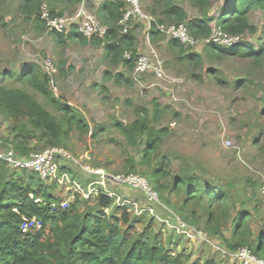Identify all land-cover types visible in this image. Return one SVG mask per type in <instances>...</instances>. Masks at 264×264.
I'll return each instance as SVG.
<instances>
[{
	"label": "trees",
	"instance_id": "1",
	"mask_svg": "<svg viewBox=\"0 0 264 264\" xmlns=\"http://www.w3.org/2000/svg\"><path fill=\"white\" fill-rule=\"evenodd\" d=\"M44 1L48 2L53 16H62L66 10H74L83 2L22 0L25 18L41 31L46 29L45 22L39 17ZM186 1L202 12V18H188L182 7ZM215 1H153L158 12L156 14L152 9V14L161 19L152 23L150 39L166 43V49L176 62L191 70L193 80L199 79L195 73L206 59H236L252 61L255 65L264 60V23L260 29L252 20L255 13L261 14L264 20V0H223L214 16L209 11ZM59 6L62 8L57 11ZM125 8L121 0L101 3L97 13L102 24L109 28L104 38L86 37L74 26L67 31L50 33L59 45L77 41L82 45L103 47L109 67L121 70L114 76L115 82L130 84L124 70L128 73L134 69V59L139 53L136 36L132 32L123 35L118 27ZM164 24H184L191 36L202 41L211 37L214 25L230 37H254L260 31L259 47L247 42L226 50L208 44L201 53H194V48L160 34L157 25ZM125 53H131L133 60H127ZM64 67V64L59 66L61 75L65 72ZM111 76L110 71L105 73L106 78ZM206 77L217 87L227 86L218 69H207ZM51 84L49 75L31 64L20 72L0 73V117L10 124L9 137L0 139L4 149L1 152L11 150L17 157L29 158L44 150L65 148L75 131L96 138L109 130L105 125L92 129L82 113L54 95ZM232 87L233 92H237L246 89L247 82L237 80ZM167 109L155 102L152 114L142 109L140 120L113 124L112 128L124 137L127 147L138 154L137 159L135 156L128 161L129 172L147 178L155 190L166 195L167 205L187 225L207 235L210 241L219 242L229 253L248 247L261 258L264 233L259 240L253 241L249 224L252 213L246 208L250 198L245 195V199L239 198L244 192L236 188V183L227 181L218 185L209 181L206 171L191 159H186L179 173L174 175L172 161L161 156L160 149L168 129H156V124ZM66 191V187L56 182H43L36 173L12 169L6 161L0 160V264H225L215 254L199 259H193L192 253L173 255L166 248L162 235L155 234L153 220L137 222L125 207L118 208L115 215H108L107 207L99 206V196L92 200L76 191H69L64 196ZM173 196L175 200L170 202ZM70 197L74 201L68 208L63 207ZM228 224L233 226L230 239L224 234Z\"/></svg>",
	"mask_w": 264,
	"mask_h": 264
},
{
	"label": "rangeland",
	"instance_id": "2",
	"mask_svg": "<svg viewBox=\"0 0 264 264\" xmlns=\"http://www.w3.org/2000/svg\"><path fill=\"white\" fill-rule=\"evenodd\" d=\"M89 1L74 10H66L63 16L71 17L84 7L100 21L96 7L101 0ZM153 1L141 0V6L144 16H149L157 23L161 16H153ZM222 1L216 0L209 14L215 16ZM43 4L49 5L46 1ZM21 6L22 0H0V73L10 70L20 72L29 64L35 65L41 73L51 78L54 95L82 113L92 129L104 125L109 128L96 138L75 131L65 148H52L62 150L71 157L69 160L61 157L56 161L59 169L56 183L63 186L59 181L67 173L69 176L66 179L75 183L72 187L63 186L67 188L64 196L70 190L81 193L85 198H91L89 194H92V200H95L100 193L109 190L107 193L114 194V199L108 210L112 211L117 202L129 206V198L134 197L137 188L117 179L132 175L128 161L135 156L137 159L138 154L127 147L124 137L112 127L115 122L130 124L140 120L139 112L142 109L152 114L153 106L158 102L168 108L156 124V129H168L160 154L172 161L174 175L179 173L186 159H191L206 171L209 181L218 185L227 181L235 182L236 188L244 192L239 198H250V205L246 206L253 217L250 228L255 233L264 231V198L261 196L264 181V60L255 65L252 61L236 59H206L195 73L199 79L193 80L191 70L176 62L166 49V43L152 42L147 37V21L135 20L128 33L132 32L136 36L138 57L156 55L168 81L151 87V83L156 82L155 78L143 75L139 81L140 76L135 75L134 67L128 73L124 70L131 83L117 84L114 76L121 71L109 67L103 47L82 45L77 41L59 45L47 29L38 30L31 20L25 18ZM182 7L189 19L203 16L191 2H183ZM252 20L262 29L264 20L261 14L255 13ZM172 25L164 24L165 27ZM260 36L259 31L254 37L245 36L240 41L241 44L249 42L258 48ZM192 51L201 53L202 49L195 48ZM45 61H51L57 67V74L51 75L46 71ZM61 64L65 66L62 75L59 71ZM209 68L221 72L226 87H217L208 80L206 71ZM107 71L111 72V78L105 77ZM237 80H246L247 88L233 92L232 85ZM171 90L173 92H168ZM9 135L10 124L0 117V139ZM226 141L231 142V148L224 147L223 142ZM0 150H4L1 142ZM78 168L82 169L80 171L83 174ZM96 171L104 172L106 177L96 176ZM158 193L161 202L167 204L166 195ZM172 198L175 199L174 196ZM71 201H74L73 197L67 198L63 207L68 208ZM137 205L136 209H139L140 204ZM106 213L115 215L107 212V208ZM165 233L168 237L167 230ZM172 240L167 245L176 249V243ZM176 240L179 241V238L175 237L173 241ZM184 241L187 244H183ZM213 243L222 250L216 242ZM207 244L199 238L195 241L182 238L178 246L181 248L172 252L178 254L185 248V252L194 255L193 259L215 254L225 264H238Z\"/></svg>",
	"mask_w": 264,
	"mask_h": 264
},
{
	"label": "built area",
	"instance_id": "3",
	"mask_svg": "<svg viewBox=\"0 0 264 264\" xmlns=\"http://www.w3.org/2000/svg\"><path fill=\"white\" fill-rule=\"evenodd\" d=\"M125 3L126 8L121 19L118 22V27L121 34H128V30L133 21H147V37L150 39V29L152 23H155L149 16L145 17L142 11L141 0H121ZM39 17L46 24V29L49 32H62L67 31L71 26L77 28L79 33L86 37H99L104 38L109 30V28L103 25L98 19L91 14L86 8H80L71 17L67 16H53L50 7L47 4H42L39 9ZM157 29L163 35L180 41L186 47L199 48L203 47L205 44H215L226 49H232L233 47L239 46L241 44L240 39L242 37H230L225 35L219 29H214L211 37L206 40H197L191 36L186 25H172L164 26L157 25ZM125 58L127 60H133L131 53H125ZM136 74L140 76L143 75H153L155 78L154 83H151V87L160 85L158 83H166L168 81V76L166 75L165 69L158 57L154 54L149 56H139L134 59ZM46 71L51 75L57 74V67L51 61H45L44 63ZM168 92H173L168 91ZM225 148H231L232 144L230 141L223 142ZM70 159L71 157L59 149H49L42 153L32 154L29 158L17 157L13 151L9 150L7 152L0 151V160L6 161L12 169H27L36 173L40 180L43 182H56L59 180V169L57 165V159L59 158ZM94 174L97 176L106 177V174L101 171H96ZM108 177V176H107ZM117 181L129 183L138 190H142L145 193L147 200L150 203H161L159 193L151 186L149 181L140 175H131L128 177H123V179H117ZM261 196L264 198V181L261 188ZM182 228L186 225L179 219ZM216 250L223 252V254L230 258L232 261L238 264H264V260L259 259L253 255L252 251L243 247L237 252L229 253L228 251L220 250L217 246L213 245Z\"/></svg>",
	"mask_w": 264,
	"mask_h": 264
},
{
	"label": "crops",
	"instance_id": "4",
	"mask_svg": "<svg viewBox=\"0 0 264 264\" xmlns=\"http://www.w3.org/2000/svg\"><path fill=\"white\" fill-rule=\"evenodd\" d=\"M104 0H101L100 1V3H99V6L98 7H96V12H98V10H99V7L101 6V3L103 2ZM89 3V2H91V1H89V0H83V2H82V4L83 3ZM87 3V4H88ZM95 6H92V8H94ZM58 8H62L61 6H59ZM97 14V16H98V18H99V15H98V13H96ZM100 19V18H99ZM100 22H101V19H100ZM102 23V22H101ZM215 26V25H214ZM216 27H213V30L215 29ZM216 29H218V28H216ZM160 34H162V33H160ZM163 35V34H162ZM152 41V40H151ZM210 44H212V43H210ZM208 44H205V45H203V47H199L198 49H202V51H203V49L207 46ZM215 45V44H214ZM219 46V45H218ZM221 47V46H220ZM223 48V47H222ZM195 49V48H194ZM224 49H226V48H224ZM226 50H230V49H226ZM201 51V52H202ZM119 71H121V70H119ZM153 78H154V76L153 75H151ZM79 169V172L80 173H82L80 170H82L81 168H78ZM83 174V173H82ZM66 176H69V173H67V175ZM66 176H61V178H63L61 181H59L63 186L65 185L66 187L67 186H71L72 187V185H74L75 183H71L70 181H68L69 179H66V178H68V177H66ZM141 176V175H140ZM143 177V176H142ZM98 178V177H97ZM145 178V177H144ZM65 179V180H64ZM150 183V182H149ZM151 184V183H150ZM152 186V185H151ZM153 187V186H152ZM154 188V187H153ZM155 189V188H154ZM69 190V189H68ZM70 191V190H69ZM107 191H109V190H105L104 192L105 193H107ZM157 191V190H156ZM132 192V191H131ZM158 192V191H157ZM132 193H134V192H132ZM109 194V193H108ZM127 194H130V193H127ZM89 195H91V199L93 198L92 196H94V195H92V194H89ZM100 195V194H99ZM98 195V196H99ZM110 196H111V198H112V200L114 199V194H111L110 193ZM130 199V205L128 206H124L123 204H121L120 202H117V203H115V207H114V209L111 211V209H109L108 210V208H107V212H110V213H112V214H114L115 212H116V210L118 209V208H120V207H125L127 210H128V212H130L131 211V214H132V216H133V220H141V221H148V220H153L154 221V223H155V225H156V231H155V234L156 235H162V237H163V239H164V241H165V244H166V248L169 250V251H174V249H175V247H170L169 245H167V243H169L170 242V240H174V238L175 237H177V238H179V241H171V242H173L174 244L176 243V246L178 247L179 246V242H181L182 241V238L183 239H194V241H195V239H201V240H203V241H205L206 243H209L212 247H214L213 245H215L214 243H213V241H210L209 239H208V237H207V235H205V234H203V233H201V232H198L195 228H193V227H191V226H189V225H187L182 219H181V217H179L178 216V214L176 213V212H174L173 210H172V208H171V206H169V205H167V204H165V203H163V202H161V203H157L156 205H153L152 203H150L148 200H147V198H146V195H145V193H143V191L142 190H135V194H134V197L132 196V197H130L129 198ZM171 199H173L172 197H171ZM94 200V199H93ZM174 200L175 199H173V200H170V202H174ZM169 202V201H168ZM137 203H139L140 204V208L139 209H136L137 207H138V205H137ZM111 205H112V203H111ZM110 205V206H111ZM108 214V213H107ZM253 218V217H252ZM179 219L181 220V222L182 223H184L185 225H186V227L185 228H182L181 227V224H180V222H179ZM165 230H167L168 231V237H167V233H165ZM229 230V232L227 233V231ZM169 231H171V232H169ZM253 231V230H252ZM232 232H233V226L231 225V224H228V226L224 229V234H225V237L227 238V239H230L231 238V236H232ZM262 233H264V231H260V232H254L253 231V241H257V240H259V237H260V235L262 234ZM214 242H216L218 245H219V242H217V241H214ZM183 244H187V242L186 241H184L183 242ZM216 246V245H215ZM220 246V245H219ZM176 247V249L177 250H179L180 248H181V246L180 247H178L177 248ZM215 248V247H214ZM248 248V247H247ZM175 249V252L177 251ZM222 250H224L223 248H222ZM186 251V249L184 248V249H182V252L181 253H179V254H182V253H187V252H185ZM219 251V250H218ZM224 251H226V250H224ZM221 252V251H220ZM223 253V252H222ZM252 253H253V251H252ZM172 254L174 255V252H172ZM188 254H189V252H188ZM254 255V254H253ZM263 255V256H262ZM261 256V258H259V259H262V260H264V253L262 254ZM257 257V256H256ZM230 259V258H229Z\"/></svg>",
	"mask_w": 264,
	"mask_h": 264
},
{
	"label": "water",
	"instance_id": "5",
	"mask_svg": "<svg viewBox=\"0 0 264 264\" xmlns=\"http://www.w3.org/2000/svg\"><path fill=\"white\" fill-rule=\"evenodd\" d=\"M112 198L108 193H100L99 195V206L109 207L111 205Z\"/></svg>",
	"mask_w": 264,
	"mask_h": 264
}]
</instances>
